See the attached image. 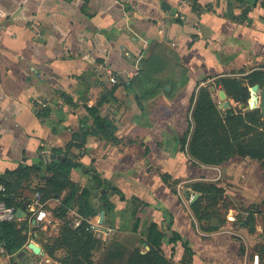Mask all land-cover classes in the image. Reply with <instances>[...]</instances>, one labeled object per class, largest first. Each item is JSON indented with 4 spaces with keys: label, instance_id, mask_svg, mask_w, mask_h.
<instances>
[{
    "label": "crops",
    "instance_id": "crops-1",
    "mask_svg": "<svg viewBox=\"0 0 264 264\" xmlns=\"http://www.w3.org/2000/svg\"><path fill=\"white\" fill-rule=\"evenodd\" d=\"M193 3L0 0V175L21 163H37L52 147H63L80 134L76 139L84 144L76 152L81 153V168L72 171L74 181L98 188L92 176L99 173L127 199L150 203L137 214L142 223L152 219L162 225L164 208L172 213L194 254L192 259L182 240L165 242L168 259L182 264H264V223L259 217L255 231L245 226L210 230L213 223L205 229L206 220H199L180 194L189 191L199 197L193 183L207 182L225 188L236 200L263 203L262 163L241 156L219 165L190 163L188 147L183 150L179 141L189 120L194 125V91L209 86L215 100L224 90L217 83L220 78L264 70V0H196L200 16ZM112 75L118 82L110 80ZM114 86V95L99 111L116 126L114 138L108 139L89 132L94 117L88 107ZM227 99L230 107L235 105ZM45 109L50 110L47 116L40 114ZM169 140L174 144L169 146ZM37 184L33 176L30 185ZM26 194L32 198L29 190ZM111 199L118 212L115 218L105 215V226H110L108 218L120 223L127 206L118 195ZM47 204L51 211L59 198ZM69 211L80 215L76 208ZM95 221L101 223L100 217ZM117 230L94 234L106 239ZM23 251L24 262L38 256L40 264L52 261L28 246Z\"/></svg>",
    "mask_w": 264,
    "mask_h": 264
},
{
    "label": "trees",
    "instance_id": "trees-1",
    "mask_svg": "<svg viewBox=\"0 0 264 264\" xmlns=\"http://www.w3.org/2000/svg\"><path fill=\"white\" fill-rule=\"evenodd\" d=\"M193 10L200 16L201 12L195 9L196 0H192ZM181 22L179 18L175 19ZM227 93L237 103H246L250 98V87L255 84L264 86V70L255 69L248 75L238 77H222L217 81ZM116 86L108 93L102 94L94 107H88L89 112L94 117V126L89 129L93 134L103 133V136L111 139L114 138L116 126L107 118L99 114L100 109L107 102L108 98L114 95ZM193 102L195 104L192 110L194 125L189 120V126L183 136L179 139L181 148L186 150L191 156L190 163H203L207 165H219L235 156L249 157L258 160L264 166V133L253 132L254 127L246 123L242 111H236L231 105L223 117L213 98L209 86H202L199 91L193 93ZM37 101V100H36ZM256 116L252 120L256 125L264 126V114L262 109L253 110ZM49 109L40 112L41 115L47 116ZM193 127V131H191ZM240 127L243 131H240ZM192 132V133H191ZM191 133V136L189 137ZM252 134V135H250ZM80 134H74L70 141L63 147H52V153L62 155L61 159L40 161L32 165L21 163L14 170H7L0 175V182L7 187L5 201L9 206L23 208L29 213V197L26 190L32 194L34 191H41L43 201L52 198H59L60 204L55 207L52 213L60 217H69L68 212L71 208H76L84 218H92L105 210L106 214L116 216L117 204L111 199V196L118 195L119 200L127 201V206L121 210V223L115 222V219L108 218L106 223L112 228L120 230H130L139 232L142 235V241L150 246V250L142 254L140 250L135 251L130 257L127 264H182L168 259L162 249L165 242L177 243L182 240L184 247L193 259V248L189 239L182 236L176 229L173 222L172 213L164 208V221L160 225L157 221L142 219L137 215L143 212L146 206L151 204L146 201L137 203L136 200L127 199L125 193L116 186H110L109 182H104L99 173L92 176V181L99 183L98 188H92L89 185L81 186L75 182L72 171L81 168V153L76 152L84 142L76 137ZM42 175H48L47 179L41 178ZM35 176L39 184L31 186L30 181ZM167 181V179L165 178ZM25 182L28 184L25 185ZM168 182V181H167ZM172 190L177 192L175 184H171ZM105 188V192L102 191ZM192 189L200 196L191 203L192 210L199 220H204L209 215L206 208H203V200L207 197L209 200L218 198L219 193L223 191L221 187L214 183L196 182L193 183ZM99 190V195L97 194ZM210 207V206H209ZM54 214V215H55ZM254 223L253 217L249 219L248 224ZM87 221H83L79 227L65 226L59 237L54 238L52 243H44L41 239L42 226L39 227L37 235L30 225L28 218L12 222H0V246L5 255H17L22 258L24 249L27 250L29 242L33 239L41 243L43 251L53 257L57 248H66L68 256L61 261L63 264H85L92 263V251L101 244V240L95 234L87 229ZM210 230L217 229L214 226ZM254 230V226L251 229ZM40 256H38L39 258Z\"/></svg>",
    "mask_w": 264,
    "mask_h": 264
},
{
    "label": "rangeland",
    "instance_id": "rangeland-1",
    "mask_svg": "<svg viewBox=\"0 0 264 264\" xmlns=\"http://www.w3.org/2000/svg\"><path fill=\"white\" fill-rule=\"evenodd\" d=\"M169 86V85H168ZM170 87V86H169ZM222 98L219 95H215V101L219 111L222 113L224 117L226 115V111L229 108H225L222 102ZM243 103L235 102V110L242 111L243 116L248 119V122H251L252 127L255 128L252 134L256 131L264 133V126L256 125L255 122L252 120V117L256 116L253 112L256 108H245L242 107ZM246 106L249 104L247 101ZM261 109V107H259ZM240 131H243V128L240 127ZM250 134V135H252ZM169 146L174 144V140L168 141ZM223 191L219 193L218 198H215L213 201L209 200L207 197L203 200L202 206L206 208L209 215L205 217V223L202 224V227L207 229L210 223H213L214 227L217 230H222L228 228L230 230H235L237 226L246 227L252 229L254 225H256V217H259L258 220L261 223H264V202L260 204H247L243 201H239L233 198L230 192L223 187H221ZM182 190V189H181ZM235 192L234 190H231ZM35 193V191H34ZM32 194V196L34 195ZM99 195V190L98 193ZM180 194L185 198V194L181 191ZM31 196V197H32ZM194 197V196H193ZM192 197V198H193ZM187 205L191 204V199H187ZM47 202V201H46ZM60 204V200H59ZM48 205V204H47ZM210 206V207H209ZM49 207V205H48ZM52 210L54 208H51ZM259 210L262 215L257 216L256 213ZM261 210V211H260ZM53 215V223L48 225L47 227L42 226L41 231V239L44 243H52L54 238L59 237L60 234L63 232V228L65 226H74L72 220L69 217H63L59 215ZM100 217V214H98ZM253 217L254 223L249 222V219ZM122 221L123 218L121 217ZM142 219V218H141ZM120 221V223L122 222ZM104 235V234H103ZM106 235V234H105ZM140 234L137 232H130L124 233L121 232L120 229L117 230L116 233L108 236L106 239L99 236V239L102 241L101 244L96 247L92 251V263L85 262V264H127L129 261V257L137 250H140L142 254H145L147 248L144 247L143 243L141 242ZM41 244V243H40ZM68 256V250L66 248H57L54 256L49 257L52 261H63ZM40 258H34L27 260L24 262L19 258L17 255L9 256L4 254L3 248L0 246V264H40ZM42 264H50L49 262H45L43 260Z\"/></svg>",
    "mask_w": 264,
    "mask_h": 264
},
{
    "label": "built area",
    "instance_id": "built-area-1",
    "mask_svg": "<svg viewBox=\"0 0 264 264\" xmlns=\"http://www.w3.org/2000/svg\"><path fill=\"white\" fill-rule=\"evenodd\" d=\"M177 17L181 19H185L184 15L177 14ZM37 36H40V32H37ZM112 82H118V79L112 75L111 79ZM43 106H46V103H43ZM50 159V155L45 157V160ZM7 195V187L4 183L0 182V222H12L16 220H21L16 216V208L9 206L5 201V196ZM28 209L29 213L27 212L28 221L31 226L32 221L35 220L36 224L39 226L47 227L51 223H53V215L52 212L47 208V202L43 201V195L41 191H36L32 198L28 201ZM69 218L72 220L74 227H79L82 225L83 221H87L88 227L87 229L92 231L95 234H110L113 231V228L110 226H105L104 224L98 223L95 221V217L92 218H84L83 216L77 214L76 212L69 211L68 212ZM99 215H97L98 217ZM50 264H63L61 261H51Z\"/></svg>",
    "mask_w": 264,
    "mask_h": 264
},
{
    "label": "water",
    "instance_id": "water-1",
    "mask_svg": "<svg viewBox=\"0 0 264 264\" xmlns=\"http://www.w3.org/2000/svg\"><path fill=\"white\" fill-rule=\"evenodd\" d=\"M167 90L170 89L169 86L166 87ZM219 95L220 97L223 99L224 101V107L225 108H229L230 107V103H229V100L227 99V95L225 93L224 90H221L219 92ZM249 104L246 106V104H242V107H245V108H259L261 107L262 109V112L264 114V86L261 87L259 84H255L251 87L250 89V98H249ZM252 101H253V104H252ZM86 139V136H83V140L85 141ZM62 155H58V154H55V153H51L50 154V159L51 160H55V159H61ZM45 178H48V176H44ZM103 192H105V189H103ZM186 197L188 199H191L193 202L197 199L198 197V194L195 195L193 198L191 197L190 195V192L189 191H186ZM105 215H106V212L105 210H102L100 212V222L101 224L104 223V219H105ZM16 216L18 218H21V219H24L27 217V212L23 209V208H18L16 210ZM32 225H33V230L35 231V235H37V231L39 229V225L36 224V221L33 220L32 221ZM148 248H150L149 246H147ZM28 248L31 249L32 253L33 254H36V255H42L44 256L46 253L42 250V247L37 243L35 242L34 240H31L28 244Z\"/></svg>",
    "mask_w": 264,
    "mask_h": 264
},
{
    "label": "bare ground",
    "instance_id": "bare-ground-1",
    "mask_svg": "<svg viewBox=\"0 0 264 264\" xmlns=\"http://www.w3.org/2000/svg\"><path fill=\"white\" fill-rule=\"evenodd\" d=\"M252 104H253V101H252Z\"/></svg>",
    "mask_w": 264,
    "mask_h": 264
}]
</instances>
